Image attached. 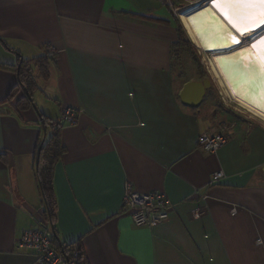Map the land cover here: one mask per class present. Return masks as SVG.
<instances>
[{"label": "crops", "instance_id": "obj_1", "mask_svg": "<svg viewBox=\"0 0 264 264\" xmlns=\"http://www.w3.org/2000/svg\"><path fill=\"white\" fill-rule=\"evenodd\" d=\"M157 3L165 6L0 0V264H35L16 240L44 221L34 161L52 128L44 135L31 105L16 108L22 88L4 101L18 83L20 57L50 46L48 76L36 78L32 95L59 123L64 148L53 171L60 239L80 240L89 264H264V119L182 105L185 82L172 70L176 28L141 16L169 20ZM65 107L76 110L75 122L63 121ZM211 129L228 138L207 153L198 137ZM217 171L222 177L210 184ZM126 182L163 191L169 216L134 225L121 207Z\"/></svg>", "mask_w": 264, "mask_h": 264}, {"label": "bare ground", "instance_id": "obj_2", "mask_svg": "<svg viewBox=\"0 0 264 264\" xmlns=\"http://www.w3.org/2000/svg\"><path fill=\"white\" fill-rule=\"evenodd\" d=\"M180 19L192 42L208 53L209 70L223 94L264 119V78L259 74L264 64V43L257 44L264 38V25L237 31L220 8L213 6V0L192 4L181 12ZM253 44L257 47L253 48ZM247 68L253 70L251 78L244 75Z\"/></svg>", "mask_w": 264, "mask_h": 264}, {"label": "trees", "instance_id": "obj_3", "mask_svg": "<svg viewBox=\"0 0 264 264\" xmlns=\"http://www.w3.org/2000/svg\"><path fill=\"white\" fill-rule=\"evenodd\" d=\"M164 1V0H161ZM143 18L152 20L155 22L173 24L177 31V40L171 47V54L173 56L175 48L181 44L182 30L176 25L173 19H161L156 17H150L141 15ZM52 57L47 56L46 52L38 57L28 59L20 57L15 71L17 74L18 83L8 93L4 104L9 103L14 99L20 88H25L28 91V95L21 94L16 98V108H26L32 106L33 100L31 98L32 92L37 88L36 78L45 79L48 76V63ZM3 103H0L2 106ZM42 115L44 119L45 127L51 126L50 135L44 138L38 144L35 152L34 161V177L36 181V188L40 196L41 203L43 205V219L49 226V237L51 244L60 251L64 256L63 264H89L86 258V254L80 240L72 242H66L60 239L58 231L55 225V212H56V200L53 191V171L54 164L63 153L59 139V123L51 122L48 117ZM39 147V148H38ZM50 225H52L55 233L52 232ZM76 253V255H74Z\"/></svg>", "mask_w": 264, "mask_h": 264}, {"label": "built area", "instance_id": "obj_4", "mask_svg": "<svg viewBox=\"0 0 264 264\" xmlns=\"http://www.w3.org/2000/svg\"><path fill=\"white\" fill-rule=\"evenodd\" d=\"M171 1L164 0L161 3L168 6L176 18H180L179 7L174 6ZM203 1L205 0H193L191 3H202ZM54 53L55 48L53 46L48 47L46 50L49 57H53ZM76 113L75 109L65 107L63 109V121L66 123L75 122ZM227 138L224 133L211 129L199 135L198 144L203 151L213 153L227 141ZM221 177L222 172L217 171L209 183L213 184ZM205 197V195L201 196V198ZM121 207L123 212L129 214L134 225L154 227L169 216L173 204L163 191L139 192L130 183L126 182L121 197ZM234 211L233 208L232 212ZM16 247L31 250L35 257V264L64 263L63 254L51 244L49 226L45 221H42L38 226L24 229L16 240Z\"/></svg>", "mask_w": 264, "mask_h": 264}, {"label": "rangeland", "instance_id": "obj_5", "mask_svg": "<svg viewBox=\"0 0 264 264\" xmlns=\"http://www.w3.org/2000/svg\"><path fill=\"white\" fill-rule=\"evenodd\" d=\"M192 1L193 0H172L171 2L174 6L179 7V13L192 6ZM156 5L162 8V5L158 3ZM162 10L169 18L173 19L176 25H178L182 30L183 40L181 44L175 48L176 50H174V54L172 56V70L178 84L208 78L211 81L210 87L206 90L203 100L198 107L208 111L222 107L229 111L236 112L239 115L249 117L250 113L248 111L242 109L234 100L228 98L222 93L216 79L209 70L207 64L209 58L208 53L199 49L195 43L192 42L181 22V19L178 17L176 18L171 9L166 5L163 6ZM40 81H42L41 78H39V83H41ZM39 87L42 88V85L40 84ZM31 98L35 106L38 108L33 95ZM244 111L247 113H244Z\"/></svg>", "mask_w": 264, "mask_h": 264}, {"label": "snow or ice", "instance_id": "obj_6", "mask_svg": "<svg viewBox=\"0 0 264 264\" xmlns=\"http://www.w3.org/2000/svg\"><path fill=\"white\" fill-rule=\"evenodd\" d=\"M213 6L220 8L225 19L237 31L247 30L249 26L264 25V0H213ZM231 39L238 42L235 36H232ZM258 43H264V38ZM257 44H253L252 47H257ZM244 51L247 52L248 50L245 49ZM248 59H251L250 55ZM259 74L264 78V64L260 66ZM244 75L251 78L253 70L247 68Z\"/></svg>", "mask_w": 264, "mask_h": 264}, {"label": "water", "instance_id": "obj_7", "mask_svg": "<svg viewBox=\"0 0 264 264\" xmlns=\"http://www.w3.org/2000/svg\"><path fill=\"white\" fill-rule=\"evenodd\" d=\"M210 84H211V81L208 78H203V79L197 80V81L185 82L182 85V87L178 93V97H179V100L182 103V105L189 107V108H197L201 104L203 97L205 95V92L210 87ZM23 91L26 95H28V91L25 88H23ZM32 107L35 109V111H36V113L40 119V122L42 125V130H43L44 135H45L46 127L44 125V119L42 118L41 113L39 112V110L37 109V107L35 106L34 103L32 104ZM262 171L264 173V167H263ZM50 228H51L52 232L55 233L52 225H50Z\"/></svg>", "mask_w": 264, "mask_h": 264}]
</instances>
